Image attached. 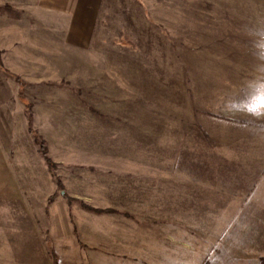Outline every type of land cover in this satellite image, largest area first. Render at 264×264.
<instances>
[{"label":"rangeland","instance_id":"1","mask_svg":"<svg viewBox=\"0 0 264 264\" xmlns=\"http://www.w3.org/2000/svg\"><path fill=\"white\" fill-rule=\"evenodd\" d=\"M99 3L81 29L116 45L10 13L0 264H259L264 0Z\"/></svg>","mask_w":264,"mask_h":264},{"label":"crops","instance_id":"2","mask_svg":"<svg viewBox=\"0 0 264 264\" xmlns=\"http://www.w3.org/2000/svg\"><path fill=\"white\" fill-rule=\"evenodd\" d=\"M99 2L100 0H0V52L5 53L8 61L21 57L16 52L21 40L17 37V28L21 27L19 20L24 18L25 14L34 12L49 13L54 11L57 14L65 15L71 20L70 29L73 32H69L70 37L74 38L78 44L82 43L83 39L86 41L85 44H91L94 29L82 31L81 28L83 25L92 27L98 14ZM17 11L21 14L20 18L10 14ZM77 31L81 33L80 40H77L80 38L76 36L80 35V33L76 34Z\"/></svg>","mask_w":264,"mask_h":264},{"label":"trees","instance_id":"3","mask_svg":"<svg viewBox=\"0 0 264 264\" xmlns=\"http://www.w3.org/2000/svg\"><path fill=\"white\" fill-rule=\"evenodd\" d=\"M98 28L96 27V28H94V30H93V41H95V39H96V41L97 42H101V43H103L102 41L103 40H108V41H112V43H114V45H116L117 44V41H118V37H115V38H113V39H110L109 37H108V39L107 38H105V39H102L101 37L102 36H100V35H98ZM103 35V34H102ZM123 39H126V38H123ZM105 42H107V41H105ZM108 43V42H107ZM106 44V43H105ZM32 120H31V118H29V122H31ZM35 141L37 142L38 141V139H36L35 138ZM40 146H41V152H42V154H43V156H44V159H45V161H46V163L49 165V167L52 169L53 167H54V164H53V162H52V160H51V158L48 156V152H47V148H46V145H45V143L44 142H41L40 144H39ZM83 208H85V206L83 207ZM106 212H110V213H117V211H114V210H107ZM259 264H264V258L263 259H260V263Z\"/></svg>","mask_w":264,"mask_h":264}]
</instances>
